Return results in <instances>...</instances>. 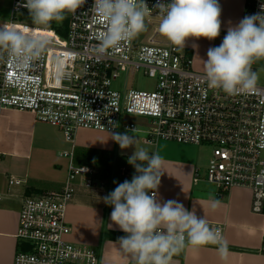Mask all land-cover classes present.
Listing matches in <instances>:
<instances>
[{
	"label": "built area",
	"instance_id": "1",
	"mask_svg": "<svg viewBox=\"0 0 264 264\" xmlns=\"http://www.w3.org/2000/svg\"><path fill=\"white\" fill-rule=\"evenodd\" d=\"M245 16L259 13L264 0H245ZM24 0H12V19L28 12ZM157 0H145L152 9ZM169 2V0H162ZM86 0L76 14L50 27L51 43L44 57L24 75L11 64L0 63V120L5 109L33 112L36 120L59 127L75 146L80 128L140 131L152 142L171 140L211 146L204 179L222 196L242 186L252 191L251 209L264 211V74L255 93L230 96L207 86L204 71L194 67L191 51L180 49L158 32L159 18L146 17L148 37H137L104 56L93 51L98 22ZM4 24V23H2ZM42 28L41 26H33ZM257 71V65H253ZM143 71L154 78L153 89L130 87L129 75ZM123 74L126 78L121 82ZM132 117H141L138 124ZM111 121V123H110ZM73 157V150L63 151ZM98 170L70 161L61 190L21 196L18 249L13 264H99L97 249L69 239L72 226L66 219L69 204L79 188L103 186ZM202 180L199 171L194 182ZM10 187L23 179L10 175ZM223 236V224L209 222ZM214 245V244H208Z\"/></svg>",
	"mask_w": 264,
	"mask_h": 264
},
{
	"label": "crops",
	"instance_id": "2",
	"mask_svg": "<svg viewBox=\"0 0 264 264\" xmlns=\"http://www.w3.org/2000/svg\"><path fill=\"white\" fill-rule=\"evenodd\" d=\"M219 3L222 9L220 35L214 40L189 38L186 42L185 48L194 56V65L196 56L200 57L204 50L205 40L211 43L210 47L219 46L229 21L235 25L245 17V0H219ZM150 33L151 27L142 37H148ZM193 44L198 47L194 48ZM197 63V70L204 71V68L199 69L200 62ZM130 119L138 124L143 122L137 117ZM125 132L132 134L126 129L118 133ZM136 135L139 147L159 152L164 160L165 172L157 189L160 202L176 200L190 211L195 208L198 217L205 215L209 222L220 223L224 227L223 237L228 245L225 258H221L217 245H205L198 250L186 248L173 257L172 264H264V211H252L251 189L236 186L220 196L217 189L204 179L207 161L200 160L194 152L195 144L163 139L152 142L146 140V134L140 131H136ZM70 150L74 152L72 158L62 154ZM133 152L134 147L120 149L115 141L109 139L108 130L89 128L77 131L73 146L59 127L36 120L33 112L5 109L0 120V264H13L18 249L16 233L21 196L61 190L68 177L71 160L95 167L97 179L103 186H79L67 209L66 219L72 226L69 239L97 249L101 257L99 264H129L114 244L126 234L112 225V207L106 205L102 198L118 183L131 180L135 169L128 163V157ZM198 171L202 180L195 183L194 176ZM10 175L22 178L23 183L10 187ZM214 200L220 202L215 209L211 207Z\"/></svg>",
	"mask_w": 264,
	"mask_h": 264
},
{
	"label": "clouds",
	"instance_id": "3",
	"mask_svg": "<svg viewBox=\"0 0 264 264\" xmlns=\"http://www.w3.org/2000/svg\"><path fill=\"white\" fill-rule=\"evenodd\" d=\"M85 3L86 0H24L20 6L28 10L32 26L0 24V63L11 64L20 75L26 74L44 57L51 43L33 26L50 28L53 22L61 23L68 14H76ZM260 8L259 13L245 16L235 25L229 21L220 45L207 50V59L202 61L210 89L230 96L258 90L259 76L253 65L264 60V4ZM90 11L98 22L93 34V51L98 57L145 32L146 17L153 11L159 18L158 32L182 50L189 38L216 39L222 27L219 0H157L152 9L145 0H94ZM131 132L108 131L109 139L120 149L134 147L128 163L135 174L102 198L112 207V225L126 234L114 243L121 255L129 264H172L173 257L186 248L198 250L214 244L225 258L227 241L210 226L205 215L198 217L195 208L190 211L176 200L161 203L157 198L164 160L159 152L138 146L136 128ZM219 203L214 200L211 207L215 209Z\"/></svg>",
	"mask_w": 264,
	"mask_h": 264
},
{
	"label": "rangeland",
	"instance_id": "4",
	"mask_svg": "<svg viewBox=\"0 0 264 264\" xmlns=\"http://www.w3.org/2000/svg\"><path fill=\"white\" fill-rule=\"evenodd\" d=\"M11 6H12V0H0V23H2V21H9L12 19V10H11ZM17 20L24 22V23H28L32 25V21L31 18L29 16L28 12H21L18 13L17 15ZM52 27V26H51ZM149 26L147 25V30L143 33H141L138 37L141 38L143 35H145V33H147ZM224 36H222L220 42L218 45H220V43L222 42ZM208 43V44H207ZM205 47L203 52L200 54V57L195 58V65L194 67L197 69V62L199 61V66L202 69L204 68L203 66V61L202 60H206L207 59V50L210 48L211 43L208 41L206 42V40L204 41ZM207 44V45H206ZM257 65V73L259 76V80L258 81H263V74H264V60L262 61H258L256 63ZM200 71V70H199ZM126 78V74H123L122 78H121V82ZM155 79L144 74L143 71L135 73V74H130L129 75V79H128V83L130 87H135L138 89H148L151 90L154 88L155 86ZM138 119L143 120L142 123H145L146 120L144 118L141 117H137ZM171 141V140H170ZM171 142H176V141H171ZM175 146H177V144L174 143ZM178 146H182V145H178ZM197 147L196 150L194 151L196 154H198L200 160H206L207 161V165L209 162V158L211 156V152H212V148L211 146L208 145H203V146H199V145H195ZM186 151H188V149H185ZM188 152H192L191 150H189ZM207 165H206V169H207ZM211 184V183H210ZM211 186L215 187L213 184H211Z\"/></svg>",
	"mask_w": 264,
	"mask_h": 264
},
{
	"label": "bare ground",
	"instance_id": "5",
	"mask_svg": "<svg viewBox=\"0 0 264 264\" xmlns=\"http://www.w3.org/2000/svg\"><path fill=\"white\" fill-rule=\"evenodd\" d=\"M36 29H39V32H42V34H52L53 30L50 29V28H38V27H35Z\"/></svg>",
	"mask_w": 264,
	"mask_h": 264
},
{
	"label": "trees",
	"instance_id": "6",
	"mask_svg": "<svg viewBox=\"0 0 264 264\" xmlns=\"http://www.w3.org/2000/svg\"><path fill=\"white\" fill-rule=\"evenodd\" d=\"M51 26H52V28H53V27H56V28L58 29V31H60L61 33H64L63 30H62V28H61L56 22H53V23L51 24Z\"/></svg>",
	"mask_w": 264,
	"mask_h": 264
}]
</instances>
